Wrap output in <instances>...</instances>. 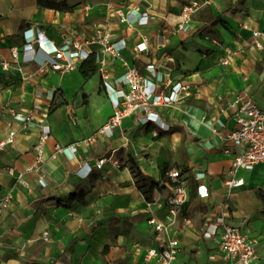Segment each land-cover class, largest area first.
Returning <instances> with one entry per match:
<instances>
[{"label":"crops","instance_id":"0c3cea01","mask_svg":"<svg viewBox=\"0 0 264 264\" xmlns=\"http://www.w3.org/2000/svg\"><path fill=\"white\" fill-rule=\"evenodd\" d=\"M58 1L73 9L59 12L40 8L37 0H0V141L16 133L15 142L0 152V203L11 197L9 208L0 213V264H146L148 251L169 239L179 243L173 264H233L221 250V231L204 238L219 219L255 240L254 264H264V166L238 171L235 178L244 181L243 187L230 191L226 185L241 153L228 139L236 128L229 104L244 96L264 111V38L260 50L253 37L264 28V0ZM192 3L202 6L192 31L179 33L182 10ZM109 7L125 12L137 7L154 20L128 30L114 13L108 16ZM97 26L115 42L127 43L123 57L132 67L147 75L153 65L167 82L189 87L180 104L154 110L169 131L142 125L146 112L139 110L111 136L102 135L114 107L99 71L85 78L84 61L73 72H53L43 63L44 51L36 61H25L24 34L33 29L56 47L80 44L97 65L106 57L113 82L125 70L120 60L89 45ZM144 36L149 49L137 54L134 49ZM42 125L50 127L51 138L40 173L29 172ZM70 146H76L75 153L57 152ZM130 156L146 176L165 183L153 203L136 187L127 166ZM102 158L108 162L98 169ZM172 171L182 173L188 203L165 235L149 220L167 215ZM41 175L46 187L39 184ZM199 187L207 189V197L199 196ZM82 191L88 193L86 205L64 207Z\"/></svg>","mask_w":264,"mask_h":264},{"label":"built area","instance_id":"2783aa9c","mask_svg":"<svg viewBox=\"0 0 264 264\" xmlns=\"http://www.w3.org/2000/svg\"><path fill=\"white\" fill-rule=\"evenodd\" d=\"M201 7L198 3L185 6L182 10L181 22L176 31L187 35L190 34L193 17L201 10ZM86 12H89L88 8H86ZM108 12V16L114 13L119 23L128 30L136 27H146L154 20V17L149 12H142L137 7H131L127 12L123 9L113 10L109 7ZM96 28V38L89 42V45L98 46L104 54L120 60L125 70L123 75L110 82L106 57H101L97 60L98 71L103 80L104 89L114 107L113 116L100 130V134L111 136L114 130L122 125L125 118L139 110L146 112V115L140 119L142 125L154 124L164 131H169L170 126L162 122L159 114L154 110L180 104L189 91V87L182 83L172 85L171 82H167L153 65L146 68L147 75L136 67H132L123 57V52L127 49V43L124 40L115 42L112 34L107 29L98 26ZM24 36L26 40V44L23 47L25 61H36V54L44 51L46 59L43 63L56 73L67 74L73 72L81 62L86 61L90 56L78 43L56 47L45 36L35 35L33 29L27 30ZM253 37L255 47L261 50L263 46L260 40L264 38V28L262 31L254 32ZM36 44L38 49L35 47ZM148 49L149 40L144 36L134 50L137 54H144ZM13 57L15 59L18 57L17 52H13ZM158 84L161 87L163 86L160 91ZM168 88L171 89L169 92H167ZM229 107L234 112L236 128L228 139L235 148L241 149V153L236 155L233 161L231 179L226 183L231 191L244 186L243 180L235 178L238 171L251 172L256 166H264V111L258 108L252 100L244 96L236 97L229 104ZM15 119L24 124L31 123V118L21 115H16ZM41 129L42 134L36 146L35 165L28 169L29 172L40 173L44 163L45 147L51 138L49 126L42 125ZM15 136L16 133L12 132L8 139L0 141V152L15 142ZM91 141L92 139H89L86 142L90 143ZM57 150L58 153L67 151L75 153L76 146H70L65 149L57 147ZM107 162L108 159L106 158L100 159L97 168L102 169ZM169 179L172 189L171 195L167 200V215L162 221L149 220V225L157 233L165 235H170L177 226L178 220L188 203L187 185L182 173L180 171H172L169 173ZM39 184L43 187L47 186L45 175L40 176ZM198 194L201 197H207L208 191L204 187H199ZM10 201V196L2 200L0 213L3 209L9 208ZM219 231H221L220 247L227 260H230L233 264H254L257 261L256 241L243 234L240 228L227 226L223 219H219L216 224L210 225L204 233V238L213 239ZM43 237L45 241L49 240L48 233H45ZM178 252V241L169 239L159 249L149 250L145 257V262L146 264H173L177 259Z\"/></svg>","mask_w":264,"mask_h":264},{"label":"trees","instance_id":"16d2710c","mask_svg":"<svg viewBox=\"0 0 264 264\" xmlns=\"http://www.w3.org/2000/svg\"><path fill=\"white\" fill-rule=\"evenodd\" d=\"M38 5L42 9H50L59 12L70 11L73 9L66 1L58 0H37ZM217 21H213L211 24H216ZM99 70V66L95 63V57L89 56L81 67V73L85 78H89L96 74ZM127 166L130 168L135 180L136 187L143 194L148 203L154 202L155 191H163L164 182H157L154 179L146 176L140 169L139 163L133 158L129 157ZM87 192L75 193L68 203L64 204V207L71 208L74 204L86 205Z\"/></svg>","mask_w":264,"mask_h":264}]
</instances>
